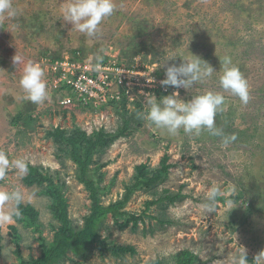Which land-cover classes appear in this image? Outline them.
Segmentation results:
<instances>
[{
	"label": "rangeland",
	"instance_id": "rangeland-1",
	"mask_svg": "<svg viewBox=\"0 0 264 264\" xmlns=\"http://www.w3.org/2000/svg\"><path fill=\"white\" fill-rule=\"evenodd\" d=\"M64 3L13 0L17 15L0 22V150L10 160L24 158L52 176L61 186L74 227L81 226L89 213L90 199L75 177V164L59 154L57 144L48 136L51 128L76 125L89 133L103 126L114 131L124 117L130 119V127L122 135L93 154L91 167L98 166L93 175L102 173L101 185H110L100 196L104 204L123 196L133 182L135 165L146 163L154 169L167 155L172 167L153 189L139 187L130 195L124 210L141 219L134 227L129 221L121 229L108 215L99 230L98 240L133 245L135 253L115 259L104 248L101 252L100 244L94 241L85 258L68 252L61 264H172L173 255L183 249L198 255L202 264H221L241 247L247 250L248 264H253L255 254L264 249V0H115L116 11L102 22L92 43L63 20ZM17 53L25 62L31 60L44 69L49 93L44 104L20 99L22 65L15 68L12 62ZM96 55L103 56L102 62L110 59L133 70L131 76L136 77L153 78L150 71L146 73L150 66L159 70L163 79L166 67L179 66L182 58L192 55L215 71L189 90L174 88L167 94L148 93L144 88L129 90L127 111L117 105L121 96L114 105L98 109L59 104L61 96L54 86L61 78L53 76L50 60L74 57L76 64L94 65ZM224 56L231 58L248 82L251 99L246 106L219 86V58ZM177 91L178 99L184 102L206 91L223 94L224 111L216 115L215 124L237 139L222 147L221 138L207 132L195 136L181 129L170 137L136 115L147 110L148 99L155 97L159 102ZM136 99L143 104L139 111ZM17 113L22 117L14 124ZM22 178L10 171L0 180V189L18 187L31 197L23 203L38 210L41 232L17 222L11 224L14 233L9 225L1 228L0 264H17L20 256H37L58 226L45 185L27 186ZM213 184L225 195L217 198L215 213L207 214L200 205L207 202L205 194ZM229 186L235 187L234 194L229 193ZM164 188L181 195L172 202H153L146 208V202L156 199ZM228 200L233 201L234 209L228 208Z\"/></svg>",
	"mask_w": 264,
	"mask_h": 264
},
{
	"label": "clouds",
	"instance_id": "clouds-1",
	"mask_svg": "<svg viewBox=\"0 0 264 264\" xmlns=\"http://www.w3.org/2000/svg\"><path fill=\"white\" fill-rule=\"evenodd\" d=\"M116 9L115 0H65L61 8V15L65 22L72 25L73 30L85 35L88 42L92 43L93 39L101 32L102 22L111 17ZM16 15L17 9L13 6V0H0V22L14 18ZM192 57L182 58L179 66L173 64L166 67L165 79L160 81L161 86L165 89L172 86L177 89L183 87L189 90L195 84L210 78L215 71L213 67L198 56L192 55ZM94 59L96 61L94 70H99L102 63L110 60L102 62V55H96ZM219 60L221 64L220 88L223 92L237 97L240 103L246 106L251 99L247 80L239 68L232 64L229 56H224ZM12 62L15 68L22 65L19 87L23 96L20 99L36 105L44 104L49 98V93L42 66L31 60L25 62L18 53L12 57ZM113 62L118 67H124L116 61ZM178 97L179 92L177 91L162 97L159 102L155 97L148 99L146 101L147 110L138 113V118L146 121L148 126H154L170 137L178 135L181 129L185 134L195 136L207 132L211 136L220 137L222 147H227L237 139L234 133L226 135L215 124L216 115L224 111L225 96L223 94L206 91L201 95L194 96L188 102H184ZM10 171H14L18 177H23L28 173V163L24 158L10 160L7 154L0 150V180H5ZM229 193H235L234 186H229ZM224 195L225 192L213 184L206 191L205 200L207 202L200 205L201 210L207 214L215 213L217 198ZM26 198L30 199L31 197L18 187L10 191L0 189V228L11 225L21 218L22 213L19 206L25 202ZM227 206L230 209L235 208L232 200L227 201ZM221 264H248L247 250L241 247L238 253L230 255ZM253 264H264V249L255 254Z\"/></svg>",
	"mask_w": 264,
	"mask_h": 264
},
{
	"label": "trees",
	"instance_id": "trees-1",
	"mask_svg": "<svg viewBox=\"0 0 264 264\" xmlns=\"http://www.w3.org/2000/svg\"><path fill=\"white\" fill-rule=\"evenodd\" d=\"M62 59L63 58L57 59L56 57H53L50 61L52 64L53 62ZM72 61H76L74 57ZM158 73H160V71L155 68L154 74L159 75ZM55 74L53 76H60V69H58ZM67 85L68 84L65 81L61 80L59 85L54 87V91L60 93L61 97L59 99L64 95L69 94L73 98L71 104L77 103L75 107L79 109L86 108L87 105L84 106V104L79 101L80 98L78 100L76 97L74 98L75 94L70 92ZM154 90V93H168V91ZM132 91L136 92L137 90L135 89ZM122 92V99L118 101L117 105L120 104L125 109L127 93L124 91ZM116 100L117 99H108L106 103H98L96 109L105 104L114 105ZM134 101L139 111L143 104L137 99ZM59 104L61 103L59 102ZM91 106V108H93V105ZM125 111H127V109H125ZM133 114L135 117V111ZM136 115L138 116L137 113ZM21 117V113H17L12 122L16 124ZM130 123V119L124 117L121 124L114 131H108L104 127H100L99 129H93L88 133L76 125H73L70 128L56 126L48 130L47 134L52 141L57 144V151L59 154L68 156L75 164V177L88 192L90 210L89 213L83 217L82 225L74 227L68 218L67 203L61 186H59V184L57 185L56 182H53L52 176L43 170L41 166L28 163V173L23 176V183L27 186L45 185L44 192L51 200L50 207L52 217L58 222V226L54 229L52 239L43 242L37 256L30 255L27 258L20 256L17 264H61L66 258L68 252L73 256L85 258L90 253L94 241H97L100 244L99 248L101 252H103L104 248L105 251L109 252L110 255L115 257V259L123 258L127 252L130 254L136 252L135 247L130 244H118L113 242L106 244L102 240H98L100 237L99 230L101 227L105 226V220L108 215L114 219V223L121 229L126 226L129 221H132V226L134 227L137 221L141 220L139 215L126 212L124 210V205L135 189L139 187L153 189L164 180L168 173V169L172 167V164L167 162L168 156H162L158 166L154 169L150 168L146 163L135 165L133 182L125 189L123 196L114 201H110L107 204L102 203L100 196L108 191L110 185L102 186V173L95 174V176L93 175V172L98 170V166L91 167V164L93 163V154L110 146L118 136L122 135L124 131L130 127ZM62 184L63 182H61V185ZM180 195L179 192L170 194V190L167 188L161 189L160 194L156 199L146 202V208H148L153 202L159 203L164 200L172 202ZM19 207L22 215L21 218L17 219L15 222L22 223L27 227H34L35 231L41 232L39 227L40 223L38 222V210L30 203H22ZM163 222L164 221H161V223ZM9 228H11L14 233L15 226L9 225ZM2 238L3 235L0 228V242ZM172 264H202V261L195 253L188 249H183L173 255Z\"/></svg>",
	"mask_w": 264,
	"mask_h": 264
},
{
	"label": "built area",
	"instance_id": "built-area-1",
	"mask_svg": "<svg viewBox=\"0 0 264 264\" xmlns=\"http://www.w3.org/2000/svg\"><path fill=\"white\" fill-rule=\"evenodd\" d=\"M63 60V59H62ZM58 60L55 63H50L53 68V73L58 69L61 71L59 76L61 79L58 81L56 87L61 80L65 81L71 93H74V98L81 101L84 106H96L98 103H106L108 99H119L122 91L129 94V90H144L148 93H154V89L162 91L173 90L174 87L168 86L166 89L162 87L160 81L165 79L160 78L154 74V69L147 67L146 73L149 71L154 75L153 78L149 76L136 77L131 76L133 70L125 67H118L113 61L102 63L99 70H94V65L91 64H76V61ZM77 66H76V65ZM152 67V66H151ZM141 76V75H140ZM56 80V79H55ZM132 83V84H131ZM129 84L136 86L131 89ZM143 86V87H141ZM55 87V86H54ZM141 87V88H140ZM163 88V89H162ZM73 98L71 95L66 94L60 99L62 105L71 104ZM77 105L75 103L73 106ZM96 108V107H95Z\"/></svg>",
	"mask_w": 264,
	"mask_h": 264
}]
</instances>
